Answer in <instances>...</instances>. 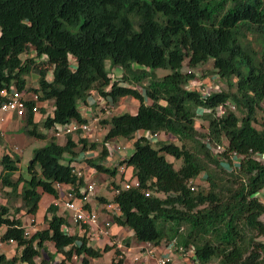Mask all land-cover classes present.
Here are the masks:
<instances>
[{
	"label": "trees",
	"instance_id": "16d2710c",
	"mask_svg": "<svg viewBox=\"0 0 264 264\" xmlns=\"http://www.w3.org/2000/svg\"><path fill=\"white\" fill-rule=\"evenodd\" d=\"M31 50L34 55L24 59ZM210 59L228 88L204 95L190 88L199 76L184 65L194 68ZM158 68L170 72L159 77ZM34 74L38 86L29 87ZM13 87L38 95L28 102L24 128L33 138L47 137L34 120L38 102H54L42 123L50 129L89 122L80 106H98L95 95L112 107L132 96L139 106L136 113L101 119L108 128L101 144L71 135L60 144L51 136L34 149L29 178H15L20 158L3 154L0 189L21 205L0 204V226H6L1 238L14 240L20 252L0 253V264H97L96 258L116 248L96 244L88 224L70 232L68 211L54 202L45 214L47 226L27 233L23 216L36 215L44 195L57 198V183L80 195L86 184L74 172L80 164L108 175L109 189L121 188L113 200L99 195L96 201L107 213L111 202L113 223L134 231L127 246L134 237L194 248L201 264H264V0H0V107L2 90ZM222 105L226 111L219 114ZM197 117L208 122L206 132ZM120 138L133 140L134 151L108 166L109 141ZM86 150L99 152L78 159ZM167 155L182 165L176 168ZM122 165L132 169L139 187L112 181ZM198 178L207 185L196 190Z\"/></svg>",
	"mask_w": 264,
	"mask_h": 264
},
{
	"label": "rangeland",
	"instance_id": "374dc122",
	"mask_svg": "<svg viewBox=\"0 0 264 264\" xmlns=\"http://www.w3.org/2000/svg\"><path fill=\"white\" fill-rule=\"evenodd\" d=\"M27 54L24 55V57H26ZM71 61H72V65L75 66V59L74 57H71ZM108 67L110 65V62L107 63ZM119 68V67H117ZM189 69H192L193 72H196L197 75L199 76V78L193 80L190 85H192L193 87L199 89V90H203L205 89L206 90V93H208L209 91H213V90H216L218 89L219 87H222L224 86L226 89L228 88V85L227 83L222 80V79H217V74L215 73V68H214V65H213V60L210 59L208 62H205V63H201L199 64L197 67H194V68H189V66L187 65V63H185L184 65V71H187ZM116 70V68H115ZM117 73H120L118 70L115 71ZM170 71L168 69H163V68H158L156 70V74L159 76V77H162L164 76L165 74L169 73ZM95 97V96H94ZM96 99V98H94ZM99 100L100 101H103V102H106L107 100L103 97H99ZM147 102L149 103L150 102V99H147ZM106 108L103 109L102 111L99 110L96 106V105H88L89 109L92 111V112H88L87 114V117L89 119V123L92 125V127H94V125L96 123H99L100 125V129H94L93 131V138L91 139L92 141H95V142H99V144L102 143L103 139H104V134H106L108 128H105L103 125H101V122L100 120L103 119V118H109L112 116L113 113H122V112H130V113H136L137 112V109H138V106H139V102L133 98L132 96H127V97H123L119 100L118 104H117V107H112V106H109V105H105ZM85 105H81L80 106V109L82 111L83 114H86L87 110L84 109ZM95 112H97V116L99 117V119H94L93 116H95ZM41 113H39L37 116L40 118ZM21 119H16L15 120V124L12 126L13 128L10 130V132L7 134L8 136L7 137H12L14 134H21V135H24V126H25V120L22 119L24 118L23 116H19ZM263 118V113L260 112L258 114V120L261 121ZM95 120H98L99 122H95ZM43 123V122H42ZM255 126L257 128H262L261 126V123L260 122H254ZM196 125L198 127H200L203 131L206 132L207 130V126H208V122L205 121L204 119H201L199 117H197L196 119ZM39 128L41 129V131L45 134H50L52 132V129L50 128H47L45 127L44 125H40ZM3 131L7 132V130H2L1 133H3ZM62 135V134H61ZM63 135H67V134H63ZM139 135V134H138ZM57 136V135H56ZM49 139H50V136L47 138V139H44V138H35L34 140H32V144L28 147L25 148L23 154L18 151V152H15V155L14 156H18L20 158V172L21 174L24 175V177L26 178H29L30 177V174H29V171H28V165L29 163L32 161V158H33V153H34V149L36 148H39V147H42L44 145H46L48 142H49ZM56 140L58 141V138H56ZM59 142V141H58ZM133 142V140H129V139H125V138H120L118 140H111L109 141V147H110V150L112 152L111 156H110V159H108V162H107V165L108 166H116L118 165V163L129 157L133 151H134V147L133 146H130V147H126L127 144ZM118 146H121V149L120 150H125L126 151V154L123 155L121 154V151L117 148ZM5 147H10L11 149V153L13 154V148H11V146L8 144V142H3L0 144V150H5L4 148ZM9 150V149H8ZM16 153H20L19 155H17ZM167 159L169 161H172L175 163V167L176 168H179L181 165H182V160H176L174 157H172L171 155H167ZM87 170L90 171L91 169H89V167H87ZM86 170V171H87ZM18 175L20 173H17ZM96 174V173H95ZM131 174H132V169H128L127 170V173H126V178L127 179H130L131 178ZM105 174L103 173H100L96 176L93 177V179H95L97 181V189L95 191V194H98V195H105V196H108L107 198L109 199H112L113 200V197H114V192L112 191V189H109L108 187H105L104 183H102L103 179L102 177L104 178ZM15 178H18L15 177ZM116 179L118 181H120L121 179V172L118 171V174H117V177ZM121 183H125L124 181H122ZM198 184H200V186H203L205 187L207 185V182L203 179V178H198L195 182V188L196 190L198 189ZM162 195V194H161ZM97 196V195H96ZM164 196V195H163ZM259 196L264 199V189H262L260 192H259ZM51 199L49 201V195H44V197L42 198V201L40 203L41 205V208H40V212H39V215L40 216H33V215H28V214H25L24 215V224H26V226L29 228L31 234L36 230V229H42L44 227L47 226V222L45 221V214L47 213V208L49 206V203L51 204V200L54 199V197L51 195ZM98 197V196H97ZM15 200V201H14ZM18 198H15V197H10L9 199L6 197V193L4 190L0 189V204H8L9 206L11 205V207H17V203L20 202V200L18 201ZM12 207V208H13ZM115 207H112L110 209V211H114ZM117 209V208H116ZM13 210V209H12ZM109 211V210H108ZM107 211V212H108ZM13 212V211H12ZM104 211L105 215H108L110 218H111V214L112 212L110 213H107ZM5 230H6V226H0V253H6L7 255H13V254H16V253H19L20 250L17 249L18 245L16 242L12 243V242H9V241H3L2 240V236L3 234L5 233ZM131 232V235L133 236L134 234V231L131 229L130 230ZM127 235V234H126ZM91 238H94L93 241L98 245H102L104 243H101V241H105V243H112L111 241V238L109 236H107L106 238L102 239L101 241H97L95 238H97V234L96 233H93L90 235ZM116 237H119L118 235H116ZM131 236H127V240L130 238ZM134 241V237L132 238ZM131 239V241H132ZM262 239L264 240V237H262ZM49 246V249L51 251H54V248L51 244L48 245ZM129 255H126L124 258H123V262L124 260L127 258L129 259H132V260H135L136 257H139V255H141V250L139 249H136V250H133L132 253H130L128 251ZM113 254H115V249H112L111 251L105 253L104 256L100 257V258H96L94 260L95 263L97 264H110L111 262L113 263V260H112V256ZM44 257H47V253H44L43 254ZM129 259H126V263L124 264H129ZM41 259L38 258L37 259V262H39ZM111 263V264H112ZM201 264L199 261H195V260H189L187 262H179L178 264ZM113 264H117L116 262H114ZM138 264H141V263H138ZM210 264H220L218 260H214L212 263Z\"/></svg>",
	"mask_w": 264,
	"mask_h": 264
},
{
	"label": "built area",
	"instance_id": "2783aa9c",
	"mask_svg": "<svg viewBox=\"0 0 264 264\" xmlns=\"http://www.w3.org/2000/svg\"><path fill=\"white\" fill-rule=\"evenodd\" d=\"M204 92H206L205 89H203ZM2 94L5 96V101L3 102L1 106V110H3L6 113H16L20 116H24L28 111V101L32 99V96L25 92L20 91L16 88H13L11 90L3 89ZM34 98H38L37 95L34 96ZM39 105L35 104L32 107V110L34 112L39 111ZM94 119H97L94 117ZM99 119V118H98ZM95 122H99L98 120H95ZM55 128V134L61 135V134H73L77 139L79 137H87L89 140L93 138V130L100 129L99 123H96L94 127L87 122H77L73 121L68 124H57L54 126ZM154 138L158 137V134L153 135ZM17 148V147H16ZM119 150L121 149V146L117 147ZM218 150H221L222 147L218 146ZM121 153H125V150H120ZM99 150H90L87 151V154L85 156L89 157L91 155H94L98 153ZM125 155V154H124ZM111 156V155H110ZM110 156L108 159H110ZM82 157V156H81ZM81 157H78L80 159ZM81 160V159H80ZM87 166L86 164H80L78 167L75 168L74 172L77 173L79 176L85 177V186L81 189L80 195L77 194L76 191H74V188L72 186L63 184V183H57L56 188L59 191V196L55 199L56 205L60 207V210H67L70 215V223L71 228L68 230L70 232H75L77 229L79 231L83 230L82 224H88L90 227V235L93 233L97 234V238H95L97 241H101L102 239L109 236L113 243L116 244L115 250H120L121 253L117 255L118 260L121 258H124L126 254L128 253V249L130 246H127L126 243V236H119L112 238V236H116V234L112 231L113 227V217L111 218L109 216H106L103 218L102 209L97 206L96 204L91 205V208L88 209L85 207L87 203L92 204V197L95 195V191L97 189V181L95 179L89 178L87 175ZM119 171L121 173L125 174L126 177V166L123 165L119 168ZM132 178V174H131ZM130 178V179H131ZM127 179L124 183L123 188L129 189L131 187H139L140 182L137 179ZM121 188H117L115 190L116 193L120 192ZM146 195H150V192H146ZM113 206L111 204L108 205V208H112ZM28 234H30V231H28ZM94 239V238H92ZM13 242V240H11ZM101 243H105V241H101ZM98 244V243H97ZM104 245V244H103ZM155 244L150 242L140 243V248L146 253L147 256L155 259V264H178L179 262H187L189 260H196L195 250L194 248L190 249H184L180 248L177 249V247L174 245V243L169 244L168 250L163 252L160 255H156L154 252ZM139 257L135 258V261H137ZM183 264V263H182Z\"/></svg>",
	"mask_w": 264,
	"mask_h": 264
},
{
	"label": "crops",
	"instance_id": "0c3cea01",
	"mask_svg": "<svg viewBox=\"0 0 264 264\" xmlns=\"http://www.w3.org/2000/svg\"><path fill=\"white\" fill-rule=\"evenodd\" d=\"M31 49H33V48H31ZM29 84H28V86H30V84H31V87H37L38 86V80H37V76L34 74V75H31L30 77H29ZM95 97L96 98H98V100H97V102H98V109L99 110H103V108L105 107V102H103V101H100L99 100V96H97V95H95ZM92 99H93V97H92ZM94 100V99H93ZM41 104V106H42V109H41V112H39V113H41L40 115H41V117L39 118L37 115L39 114V113H37V114H35V118H34V120H35V122H37V123H39L40 125H42V122H43V120L47 117V116H51L52 114H53V111H54V102L53 101H48V102H42V103H40ZM84 109H86L87 111V113L86 114H84L85 116H87V114H88V112L90 113V112H92L90 109H89V107H88V105H86L85 107H84ZM95 114V116H93V117H95V118H99L98 116H97V112H95L94 113ZM16 119H21L18 115H16V114H11V113H6V112H3L2 110H0V134H1V138H2V141L3 142H8V144L11 146V148H13L12 150L14 151L13 152V155H15V152H18V151H20L22 154H23V152H24V150H25V148L26 147H28V146H30L31 144H32V140H34L35 138H33V137H30V136H28L26 133H25V131H24V135H21V134H14L12 137H7L8 135V133L10 132V130L13 128L12 126L15 124V120ZM22 119H24L25 120V126H26V118H22ZM16 125V124H15ZM25 126H24V128H25ZM7 130V132H5V131H3V133H1V131L2 130ZM52 129V132L50 133V134H46L47 135V137L46 138H44V139H47L49 136L51 137V136H53V135H56L55 134V128H51ZM72 136V138L73 139H75V140H77V138L73 135V134H67V135H57L56 136V138H58V141H59V143L60 144H65L66 142H67V140H68V137L69 136ZM104 137H105V134H104ZM2 143V142H1ZM17 147V148H16ZM5 150H0V172L3 170V166H2V163H1V158H2V156H3V154H6V153H11L12 151H11V149H10V147H5L4 148ZM9 149V150H8ZM87 151H89V150H87ZM87 151H84V152H82V155H80L79 157H87V156H85V154H87ZM17 155H19L20 153H16ZM80 158V159H83V158ZM19 167H20V163H19ZM89 169H91L90 167H89ZM17 173H20L19 175L17 174ZM16 174H15V176L14 177H19L20 175H21V172H20V169H19V171L17 172ZM23 175V174H22ZM87 175H88V177L89 178H92L93 179V177L94 176H96V175H98V173H94L93 171H92V169L90 170V171H88L87 172ZM108 177V175H106L105 174V176H104V178L102 177V179H103V181H102V183H104V185H105V187H107V185H106V178ZM112 181H116V182H118V183H120L121 182V180L120 181H118L115 177H112ZM0 188H1V184H0ZM6 190H8L9 191V189L8 188H5ZM102 196H104V197H108V196H105V195H102ZM12 197V196H11ZM15 198H16V196H14ZM49 201H50V199L52 198L50 195H49ZM260 197V196H259ZM114 198V197H113ZM8 199H9V197H8ZM109 201H111L112 199H109V198H107ZM260 199L262 200V201H264V199H262L261 197H260ZM20 199L18 198V201H19ZM95 200H97V199H95ZM15 201V200H14ZM17 201V202H18ZM55 201V198L54 199H52L51 200V203L52 202H54ZM111 203V202H110ZM109 203V204H110ZM3 204V203H2ZM50 204V203H49ZM94 204H96L97 206H99L101 203L99 202V201H96ZM21 205V200H20V202H18L17 203V207L18 206H20ZM102 205V204H101ZM11 206V205H10ZM104 206V205H103ZM13 207V206H12ZM101 209H102V213H103V218H105L106 216H108V215H105V213L103 212V207L102 206H99ZM107 207H108V204H107ZM41 208V207H40ZM111 209V208H110ZM39 212H40V209H39V211H38V213L36 214L37 216H40L39 215ZM119 212V211H118ZM24 212H21L20 214H19V216H21L22 214H23ZM35 215V216H36ZM24 216H23V220H24ZM24 222V221H23ZM130 228H128V227H126V226H121V225H118V224H113V227H112V231L116 234V235H118V236H121V237H123V236H131L132 237V235H131V232H130ZM127 234V235H126ZM127 240V239H126ZM131 243H130V247H129V249H128V251L130 252V253H132V251L133 250H136V249H139V250H141V255H139V259L137 260V261H135V260H132V259H129L128 258V256H127V258L126 259H129V264H138V263H141V264H155V259L154 258H151V257H149V256H147L146 255V253L140 248V243L139 242H136V241H134L133 239H132V241H130ZM168 248H169V244H167V243H163V244H160V245H154V247H153V249H154V252H155V254L156 255H160V254H162L163 252H165L166 250H168ZM126 255H129V253H127ZM114 259V261H113V263L114 262H119L120 261V259L118 260V258H117V254L115 253V254H113V256H112V260ZM126 259L124 260V262H122V263H120V264H124V263H126ZM122 260H123V258H122ZM112 263V262H111ZM110 263V264H111Z\"/></svg>",
	"mask_w": 264,
	"mask_h": 264
},
{
	"label": "clouds",
	"instance_id": "9594fccd",
	"mask_svg": "<svg viewBox=\"0 0 264 264\" xmlns=\"http://www.w3.org/2000/svg\"><path fill=\"white\" fill-rule=\"evenodd\" d=\"M30 53H31V54H29V53H25V54H27V56L24 57V55H25V54H24V55H23V58L26 59V58H28V57L34 55V51L31 50ZM44 57H45V56H44ZM189 68H190V67H189ZM190 71H191V69L187 70V72H190ZM29 77H30V76H29ZM29 77H28V80H29ZM217 79H219V78L217 77ZM28 84H29V81H28ZM29 87H31V84H30ZM13 88H16V87H13ZM13 88H11V89H13ZM190 88H192V89H196V90L202 92L204 95H205V94H208V93L204 92L203 90H199V89L193 87L192 85H190ZM11 89H10V90H11ZM16 89H17V88H16ZM18 90H19V89H18ZM20 91H25V92L29 93V94L32 96V99H31V100H38V98H34V96L37 95L36 93H33L32 91H26V90H20ZM37 96H38V95H37ZM29 101H30V100H29ZM29 101H28V102H29ZM40 103H42V102H38V103H37V104L39 105V107H40L38 112H34V111L32 110V111L34 112V114H37V113L41 112L42 106H41ZM1 106H2V105H1ZM228 106H229V108H230L231 110H233V111H235V112L237 111V110H236V107H235L234 104H232V103L229 102V103H228ZM32 107H33V106H32ZM105 108H106V106H105L103 109H105ZM29 109H30V108H29V106H28V110H29ZM0 110H1V107H0ZM2 111H3V110H2ZM225 111H226V106L222 105V106L218 107V113H219V114H223ZM3 112H4V111H3ZM27 113H28V111H27ZM27 113H26V114H27ZM13 114H16V113H13ZM26 114L23 116L24 118H26ZM16 115H18V114H16ZM18 116H20V115H18ZM47 117H48V116H47ZM47 117H46V118H47ZM46 118H45V119H46ZM45 119H44V120H45ZM44 120H43V121H44ZM52 128H54V127H52ZM138 134L140 135L141 133H138ZM150 138H151L152 141L156 140V138H154V137H150ZM114 140H117V139H114ZM133 143H134V142H131V143L127 144L126 147H130V146H133V147H134V144H133ZM217 147H218V146H217ZM217 147H216V148H217ZM221 150H222V149H221ZM86 151H87V150H86ZM9 153H10V152H9ZM121 154L124 155V154H126V152H125V153H121ZM81 155H82V153H81ZM82 158H84V156H83ZM122 166H123V165H122ZM120 167H121V166H120ZM120 167H119V168H120ZM128 169H130V168H128V167L126 166V173H127V170H128ZM123 174H124V173H121V176H122ZM124 175H125V174H124ZM120 180H121V179H120ZM130 180H131V179H130ZM122 181L125 182V181H126V177H125L124 180H121V182H122ZM121 182H120L121 187H123V186H124V183H121ZM115 190H116V189H114V190H112V191L114 192V194H117V193L115 192ZM96 195L99 196L98 194L93 195V197H92V204H91V203H89V204L94 205V203L96 202L95 199L97 198ZM55 199H56V198H55ZM54 203H55V201H54ZM55 204H56V203H55ZM110 204H111V203H110ZM108 205H109V204H108ZM111 205H113V204H111ZM113 207H114V206H113ZM103 212H104V211H103ZM24 226H26V224H24ZM26 227H27V226H26ZM27 229H28V230H27V233H28V231H30V230H29L28 227H27ZM30 234H31V232H30ZM9 242H11V240H10ZM14 242H15V241L13 240L12 243H14ZM104 244H105V243H104ZM169 244H170V243H169Z\"/></svg>",
	"mask_w": 264,
	"mask_h": 264
}]
</instances>
